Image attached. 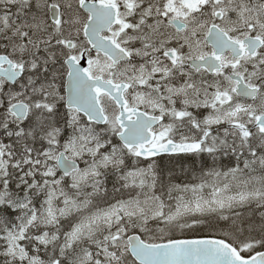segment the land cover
<instances>
[{"label": "snow or ice", "instance_id": "6c2138e0", "mask_svg": "<svg viewBox=\"0 0 264 264\" xmlns=\"http://www.w3.org/2000/svg\"><path fill=\"white\" fill-rule=\"evenodd\" d=\"M0 264H264V0H0Z\"/></svg>", "mask_w": 264, "mask_h": 264}]
</instances>
